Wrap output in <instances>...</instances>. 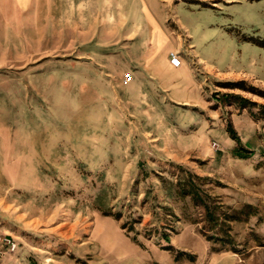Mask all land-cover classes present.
I'll use <instances>...</instances> for the list:
<instances>
[{"label": "rangeland", "instance_id": "obj_1", "mask_svg": "<svg viewBox=\"0 0 264 264\" xmlns=\"http://www.w3.org/2000/svg\"><path fill=\"white\" fill-rule=\"evenodd\" d=\"M145 3L0 9V264H264V0L166 2L198 65L253 74L205 68L197 108L123 82Z\"/></svg>", "mask_w": 264, "mask_h": 264}, {"label": "crops", "instance_id": "obj_2", "mask_svg": "<svg viewBox=\"0 0 264 264\" xmlns=\"http://www.w3.org/2000/svg\"><path fill=\"white\" fill-rule=\"evenodd\" d=\"M42 1L46 0H0V9H5L7 7H14L15 9L25 10L26 8H31L33 10L32 17L36 20L35 11L40 6ZM154 3H145L148 11L151 14L152 21L148 20L145 15V10L142 7V15L138 18H143V26L140 28V24H136L135 34L139 32V44L137 45V53L132 56L130 55V65L132 67V74H134L135 79L139 81H146L154 84L159 88L158 92L171 98L174 101L180 102L182 104L192 103L194 107L196 104L200 103L202 99L201 92V81L198 80L197 75L205 74V71H213L217 69L226 74H237L239 71L245 72V74H252V72L233 69L232 67L226 68L224 70L218 69L212 63L204 62L203 66H199L200 70L196 69L193 64V58L197 57L199 61H205L201 56H195V48L183 47L181 39H172L169 33L165 30V7L167 6V1L169 0H151ZM144 5V4H143ZM163 7V8H162ZM162 9V12H161ZM139 19H137L139 21ZM137 21V22H138ZM142 21V20H141ZM140 21V22H141ZM147 21L149 24L147 25ZM156 23V27H154ZM131 38H136L132 36ZM177 50L180 52L182 57L181 66H172L169 62L170 51ZM206 68V69H205ZM144 70H148L150 73V79L146 80V73ZM206 75V74H205ZM208 76V75H206ZM149 83V84H150ZM147 84V85H149ZM154 93V92H153ZM199 106H196V108ZM192 118V116H191ZM189 120L188 123L195 121ZM210 119L212 120L213 118ZM206 123L205 119H198L197 123ZM245 124H255L252 120H246Z\"/></svg>", "mask_w": 264, "mask_h": 264}, {"label": "built area", "instance_id": "obj_3", "mask_svg": "<svg viewBox=\"0 0 264 264\" xmlns=\"http://www.w3.org/2000/svg\"><path fill=\"white\" fill-rule=\"evenodd\" d=\"M168 58H169L170 64L172 66H175V67L181 66V64L183 62L181 54L177 50L170 51ZM198 61H199V59L197 57L193 58V64L195 66L197 65L196 69L199 71L200 70V67H199L200 65L198 66ZM132 78H133V75H132L131 71H127V72H125L123 74V82L124 83H128L130 80H132ZM216 145H217V143L213 142V146H216ZM0 240L1 241L4 240L7 244H9L11 249H14L15 246H16L14 241L10 240V238H7L5 236H3V237L0 236Z\"/></svg>", "mask_w": 264, "mask_h": 264}, {"label": "trees", "instance_id": "obj_4", "mask_svg": "<svg viewBox=\"0 0 264 264\" xmlns=\"http://www.w3.org/2000/svg\"><path fill=\"white\" fill-rule=\"evenodd\" d=\"M235 135V134H234ZM235 137H236V135H235ZM193 194H194V198H198V197H196V196H198L197 194L198 193H196L195 191H193ZM205 205V209H206V212H207V214H208V217L211 219V220H215V218H214V214H212V211H210V209H209V207L207 206V204L205 203L204 204Z\"/></svg>", "mask_w": 264, "mask_h": 264}]
</instances>
